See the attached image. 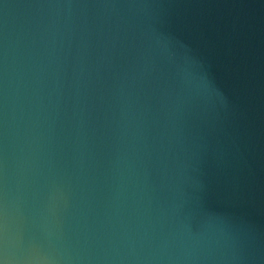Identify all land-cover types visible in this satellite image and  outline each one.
<instances>
[{"label":"water","instance_id":"water-1","mask_svg":"<svg viewBox=\"0 0 264 264\" xmlns=\"http://www.w3.org/2000/svg\"><path fill=\"white\" fill-rule=\"evenodd\" d=\"M0 264H264V0H0Z\"/></svg>","mask_w":264,"mask_h":264}]
</instances>
